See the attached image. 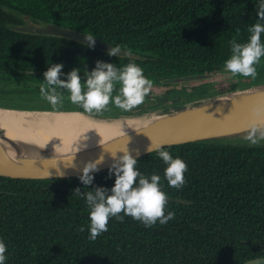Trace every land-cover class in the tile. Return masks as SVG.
Masks as SVG:
<instances>
[{
    "label": "trees",
    "instance_id": "16d2710c",
    "mask_svg": "<svg viewBox=\"0 0 264 264\" xmlns=\"http://www.w3.org/2000/svg\"><path fill=\"white\" fill-rule=\"evenodd\" d=\"M259 3L0 0V107L86 112L71 102L67 90H58L63 103L55 109L41 98L44 73L53 64L64 65L61 79L65 81L68 73L79 69L82 84L86 72L93 71L98 61L120 69L137 64L153 83L145 98L153 102L141 113L235 90L229 85L176 82L203 80L225 69L232 55L231 41L248 42ZM25 19L92 34L114 47L120 45L126 54L112 57L75 40L14 30L25 26ZM261 40L264 42V34ZM256 69L257 78L247 77L240 88L264 81V57ZM10 83L26 87L12 90L6 87ZM119 89L115 87L113 97ZM31 94L37 96L27 97ZM24 97L28 101H22ZM113 105L91 114L131 115L138 108L125 111ZM164 150L188 165L182 189L169 187L164 178L167 165L157 152L138 160L137 169L149 178L161 176V189L169 200L166 212L173 211L175 218L151 228L131 217L125 216L123 223L113 218L108 231L96 240L89 239L90 209L75 190L83 193L98 186L110 190L115 175L109 176V170L94 174L93 184L87 187L79 178L0 177V239L8 249L6 264H243L264 257V146L198 142ZM81 227L85 231H79Z\"/></svg>",
    "mask_w": 264,
    "mask_h": 264
},
{
    "label": "clouds",
    "instance_id": "9594fccd",
    "mask_svg": "<svg viewBox=\"0 0 264 264\" xmlns=\"http://www.w3.org/2000/svg\"><path fill=\"white\" fill-rule=\"evenodd\" d=\"M257 22L248 31L251 33L247 43L231 41V57L225 62V68L232 75L257 78V69L264 57V42L261 37L264 34V0H260L256 8ZM88 47L94 48L96 38L92 34H86ZM123 53L121 46L112 47L109 56L116 57ZM131 53H128L130 55ZM63 64H53L44 73V83L40 87L41 98L46 100L54 109L62 106L63 96L58 90H67L73 104L79 105L86 112H103L108 109L110 103L122 110L131 111L142 105L149 95L153 83L144 75L143 69L135 63H128L120 69L112 63L98 61L96 68L86 72V83L82 84L79 69H73L67 74V79L62 80ZM121 85L119 94L113 97L115 85ZM86 85V91L84 90ZM221 99V98H218ZM256 116L264 114V109H256ZM249 146H257L264 141V128L250 125L244 137ZM149 153L156 151L160 159L167 167L164 178L169 187L180 190L185 184V173L188 165L180 158H173L169 151L164 150V145L147 149ZM114 163L109 169V176L115 175V184L110 190L104 187H96L95 190L81 192L77 188L75 193L81 195L89 209V239L96 240L102 233L108 231L109 220L115 218L123 223L125 216L143 223L146 228H151L159 222L166 225L175 218L173 211H167L169 203L167 194L161 189V176L153 174L149 177L143 175L138 169V160L130 152L125 151L117 157L111 153ZM104 163L101 156L96 161L85 164L82 175L79 177L83 185L91 186L94 175L99 171V166ZM123 213V215H121ZM79 231H85L84 227ZM8 249L5 242L0 239V264H6ZM264 258L257 257L250 264H259Z\"/></svg>",
    "mask_w": 264,
    "mask_h": 264
},
{
    "label": "water",
    "instance_id": "95a60500",
    "mask_svg": "<svg viewBox=\"0 0 264 264\" xmlns=\"http://www.w3.org/2000/svg\"><path fill=\"white\" fill-rule=\"evenodd\" d=\"M14 30L30 34L64 37L88 45L85 33L55 24L15 26ZM94 47L109 52L114 46L96 38ZM122 52L118 55L126 54L124 51ZM258 108L264 109V81L183 105L131 115L98 116L81 111L21 110L0 107V109L16 111L80 112L100 119L156 114V117L147 123L125 130L100 143L76 149H61L49 144L42 145L13 139L8 137L6 131L0 127V177L43 181L79 178L85 164L89 161L94 162L101 156L104 157V163L99 166V171L92 175L108 171L114 163L111 153H116L119 157L127 151L134 158L140 160L156 153V151L152 153L147 151L151 144L153 148L159 145H164V148H167L245 137L250 125L255 124L264 128V114L259 117L255 114V110ZM252 260L243 264H250ZM259 264H264V261Z\"/></svg>",
    "mask_w": 264,
    "mask_h": 264
},
{
    "label": "bare ground",
    "instance_id": "6f19581e",
    "mask_svg": "<svg viewBox=\"0 0 264 264\" xmlns=\"http://www.w3.org/2000/svg\"><path fill=\"white\" fill-rule=\"evenodd\" d=\"M156 114L114 119L95 118L80 112H32L0 109V127L8 137L61 149H76L100 143Z\"/></svg>",
    "mask_w": 264,
    "mask_h": 264
},
{
    "label": "rangeland",
    "instance_id": "374dc122",
    "mask_svg": "<svg viewBox=\"0 0 264 264\" xmlns=\"http://www.w3.org/2000/svg\"><path fill=\"white\" fill-rule=\"evenodd\" d=\"M24 22H25L26 25H38L36 23V21H34V20L25 19ZM246 80H248L247 77L240 76V75H235L234 76L230 72H228L226 70V68H225L221 72H219L218 74H216L215 76L210 77V78L208 77V78H205L203 80H201V79H190V80L189 79H183V80L177 81L176 83H179V84L183 83L186 86H196V85H201V84H204V85L210 84V85H213V86H216V87H225V86L229 85V88L238 89L245 83ZM81 81L84 82V80H81ZM6 87H8L9 89H12V90H16V89L18 90V89H21V88L26 87V86L23 83L22 84L21 83L20 84H18V83H15V84L10 83L9 86L6 85ZM29 87H31V85H29ZM32 87H35V85H32ZM115 87L120 88L121 85L119 83H117L115 85ZM2 88H5V87H2ZM8 88H6V89H8ZM35 96H37V94H31V95H28L27 97H35ZM155 96L157 97L156 94H153L151 96L152 99H155L154 98ZM28 99L26 97L21 98V100L24 101V102L28 101ZM154 101H156V99ZM151 103L148 102V101H145L142 105L138 106V108L134 110V113L138 114V113H141V111L148 109L150 107ZM209 143H215V144L219 143V144H222L224 146H232V147H252V146H249L248 142L245 141L244 137H237V138H229V139H221V140H216V141H209ZM257 146H264V141H262Z\"/></svg>",
    "mask_w": 264,
    "mask_h": 264
}]
</instances>
